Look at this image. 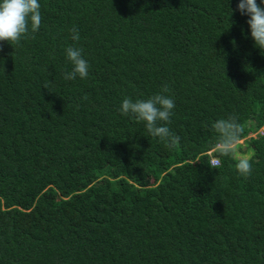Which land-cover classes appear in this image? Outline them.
Segmentation results:
<instances>
[{
	"label": "trees",
	"instance_id": "1",
	"mask_svg": "<svg viewBox=\"0 0 264 264\" xmlns=\"http://www.w3.org/2000/svg\"><path fill=\"white\" fill-rule=\"evenodd\" d=\"M238 2L40 0L0 51V264H264V50ZM164 85L172 149L119 111ZM233 113L247 178L211 128Z\"/></svg>",
	"mask_w": 264,
	"mask_h": 264
},
{
	"label": "clouds",
	"instance_id": "2",
	"mask_svg": "<svg viewBox=\"0 0 264 264\" xmlns=\"http://www.w3.org/2000/svg\"><path fill=\"white\" fill-rule=\"evenodd\" d=\"M242 16H247L246 23L250 30V37L254 46L264 50V0H239L237 9ZM231 9V15H232ZM42 24L40 0H0V51L2 42L11 46L20 45L22 39L35 38ZM71 39L79 42L80 35L76 27L71 29ZM66 58L71 63L70 71H65V80H75L77 77L85 79L89 75L90 65L83 56V49L68 46L65 49ZM44 88H48L45 84ZM170 91L164 85L160 93L147 99L125 97L119 111L124 116H132L137 122H143L147 132L159 138L169 149L175 148L180 143V137L175 134L168 125L174 115V98L166 95ZM87 100V95L82 97ZM212 130L217 134V149L221 156H229L233 153L235 145L239 142L243 133L239 117L233 113L226 118H220L211 124ZM251 155L241 156L235 164L236 171L242 177L252 174ZM222 166V160L212 162V168Z\"/></svg>",
	"mask_w": 264,
	"mask_h": 264
},
{
	"label": "rangeland",
	"instance_id": "3",
	"mask_svg": "<svg viewBox=\"0 0 264 264\" xmlns=\"http://www.w3.org/2000/svg\"><path fill=\"white\" fill-rule=\"evenodd\" d=\"M263 130V129H262ZM246 139H243V140H240L239 141V143L242 145V149L240 150V147H239V144H236V146H235V148H236V151H237V156H239V157H241V156H247L248 154H250L249 152H248V154H246V155H243V154H241V153H243V151L242 150H246V146H247V143H246V141H245Z\"/></svg>",
	"mask_w": 264,
	"mask_h": 264
},
{
	"label": "built area",
	"instance_id": "4",
	"mask_svg": "<svg viewBox=\"0 0 264 264\" xmlns=\"http://www.w3.org/2000/svg\"><path fill=\"white\" fill-rule=\"evenodd\" d=\"M214 160H216V159H212V162H213Z\"/></svg>",
	"mask_w": 264,
	"mask_h": 264
}]
</instances>
